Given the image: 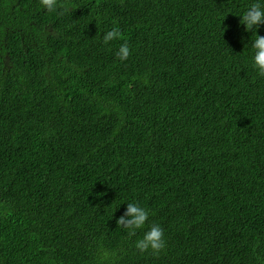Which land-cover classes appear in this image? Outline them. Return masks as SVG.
I'll use <instances>...</instances> for the list:
<instances>
[{
  "label": "trees",
  "instance_id": "obj_1",
  "mask_svg": "<svg viewBox=\"0 0 264 264\" xmlns=\"http://www.w3.org/2000/svg\"><path fill=\"white\" fill-rule=\"evenodd\" d=\"M253 2L0 0V264H264ZM131 201L159 253L116 225Z\"/></svg>",
  "mask_w": 264,
  "mask_h": 264
},
{
  "label": "clouds",
  "instance_id": "obj_2",
  "mask_svg": "<svg viewBox=\"0 0 264 264\" xmlns=\"http://www.w3.org/2000/svg\"><path fill=\"white\" fill-rule=\"evenodd\" d=\"M42 4L48 10H53L56 7V0H42ZM240 18V23L244 26L245 31L251 33L249 39H251L252 67L259 76L264 77V35L259 34L261 28H264V0H254L240 15ZM120 37V30L113 28L104 33L103 43L109 44V42ZM116 55L122 61L127 60L130 55V48L127 42L120 45ZM119 207L120 205L115 211ZM114 213L113 218H115L116 225L126 230L129 235H135L138 230H144L143 235L135 241V247L140 252L151 251L159 253L165 248V230L157 223H152L149 226L150 212L140 202H127L124 212L119 217H114ZM108 257L109 253L104 252L102 258L106 260Z\"/></svg>",
  "mask_w": 264,
  "mask_h": 264
}]
</instances>
